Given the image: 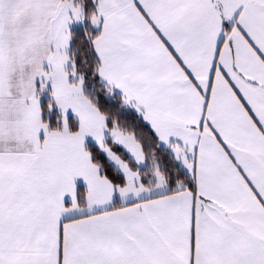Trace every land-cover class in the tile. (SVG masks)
<instances>
[{"label":"snow or ice","instance_id":"6c2138e0","mask_svg":"<svg viewBox=\"0 0 264 264\" xmlns=\"http://www.w3.org/2000/svg\"><path fill=\"white\" fill-rule=\"evenodd\" d=\"M0 264H264V0H0Z\"/></svg>","mask_w":264,"mask_h":264}]
</instances>
